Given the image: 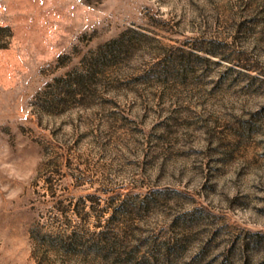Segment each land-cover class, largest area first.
Here are the masks:
<instances>
[{"label":"rangeland","instance_id":"rangeland-1","mask_svg":"<svg viewBox=\"0 0 264 264\" xmlns=\"http://www.w3.org/2000/svg\"><path fill=\"white\" fill-rule=\"evenodd\" d=\"M0 264H264V0H0Z\"/></svg>","mask_w":264,"mask_h":264}]
</instances>
